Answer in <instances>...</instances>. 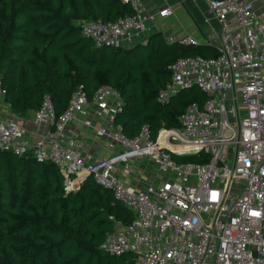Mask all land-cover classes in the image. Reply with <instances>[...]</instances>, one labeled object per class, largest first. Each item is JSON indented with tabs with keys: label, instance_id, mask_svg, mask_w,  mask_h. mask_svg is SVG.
I'll list each match as a JSON object with an SVG mask.
<instances>
[{
	"label": "built area",
	"instance_id": "2783aa9c",
	"mask_svg": "<svg viewBox=\"0 0 264 264\" xmlns=\"http://www.w3.org/2000/svg\"><path fill=\"white\" fill-rule=\"evenodd\" d=\"M203 1L219 25L217 55L177 58L156 95L160 105L192 87L207 95L202 105L186 106L179 129L161 127L153 135L143 125L128 137L116 121L123 112L120 92L101 85L88 98L80 85L59 115L45 95L32 112L39 132L30 134L5 102L0 78V151L31 152L37 162L52 163L66 193L88 177L111 190L133 218L123 225L111 217L114 228L99 248L109 255L131 253L132 264H264V11L254 9L264 0ZM121 2L131 15L80 23L82 35L95 46L145 41L152 17L140 0ZM170 14L168 8L158 12L161 18ZM172 41L200 45L188 34ZM205 43H211L210 36ZM79 117L86 118L81 123L95 140L108 144L110 156L91 160L83 153L67 132ZM201 154L204 163L177 159Z\"/></svg>",
	"mask_w": 264,
	"mask_h": 264
},
{
	"label": "trees",
	"instance_id": "16d2710c",
	"mask_svg": "<svg viewBox=\"0 0 264 264\" xmlns=\"http://www.w3.org/2000/svg\"><path fill=\"white\" fill-rule=\"evenodd\" d=\"M132 13L121 0H0V78L11 111L24 118L49 95L59 115L78 86L91 98L110 85L123 99L116 121L126 136L143 125L153 135L161 127L179 129L186 106L202 105L207 95L183 89L165 105L156 95L177 58H212L217 50L167 42L160 32L130 47L95 46L81 33V22H114ZM177 159L204 163L207 157ZM111 217L126 225L133 214L92 177L66 193L52 163L37 162L31 152L0 151V264H132L131 253L99 248L114 228Z\"/></svg>",
	"mask_w": 264,
	"mask_h": 264
},
{
	"label": "crops",
	"instance_id": "0c3cea01",
	"mask_svg": "<svg viewBox=\"0 0 264 264\" xmlns=\"http://www.w3.org/2000/svg\"><path fill=\"white\" fill-rule=\"evenodd\" d=\"M144 12L152 17L146 23V32L143 40L153 32H160L167 42H173L183 35H192L204 45L207 36L211 37V45L214 48L218 44L219 25L214 14L209 10L208 5L203 0H140ZM168 8L171 14L161 18L158 12ZM254 9L258 12L264 11V3L256 1ZM142 40H134L132 43H125L124 47H130ZM33 113L22 118V125L26 127L30 134L39 132L32 124ZM84 117H79L80 121H75L67 125V132L76 136L83 146V153L92 159H102L111 155L112 150L104 141L95 140L90 130L85 128L81 121ZM143 164V162H142ZM136 165V164H135ZM145 166V165H144ZM142 170V169H141Z\"/></svg>",
	"mask_w": 264,
	"mask_h": 264
},
{
	"label": "rangeland",
	"instance_id": "374dc122",
	"mask_svg": "<svg viewBox=\"0 0 264 264\" xmlns=\"http://www.w3.org/2000/svg\"><path fill=\"white\" fill-rule=\"evenodd\" d=\"M132 165H133V167H134V168L136 167V165H134V164H132ZM142 165H145V166H146V165H147V162H146V161H144ZM147 172L149 173V171H148V170H147ZM149 176H150V178H151V179H153V177H154V174H153V173H149Z\"/></svg>",
	"mask_w": 264,
	"mask_h": 264
}]
</instances>
